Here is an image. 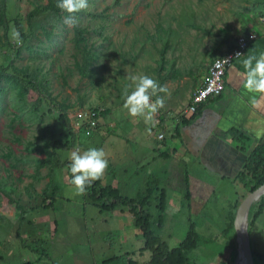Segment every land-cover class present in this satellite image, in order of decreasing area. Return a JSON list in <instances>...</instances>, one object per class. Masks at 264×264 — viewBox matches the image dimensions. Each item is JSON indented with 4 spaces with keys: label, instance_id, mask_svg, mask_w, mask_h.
Masks as SVG:
<instances>
[{
    "label": "rangeland",
    "instance_id": "obj_1",
    "mask_svg": "<svg viewBox=\"0 0 264 264\" xmlns=\"http://www.w3.org/2000/svg\"><path fill=\"white\" fill-rule=\"evenodd\" d=\"M243 0H121V3L116 5L114 0H88L89 8L94 13H106L109 18L105 22L106 30L103 36H108L109 40L104 44L101 50L105 53L103 62L105 69L101 70L102 82L101 85L92 86L88 84V80H81L78 73L69 74L68 85L65 83L62 74H68V68L73 67V31L68 25L57 30L58 34L52 41L46 36H42L43 41L35 40L33 44L36 50L47 48L49 55L40 54L38 59H30L31 53L21 42L17 44L14 39H11V45H16L14 51L6 52L3 45L0 43V69L6 67L9 61L14 65H23L24 63H32L34 65L44 64L46 72L50 73L54 81V92L57 96V101L44 100L42 106V115L45 118L46 124L54 125L61 116L60 104L64 101L72 106L69 112V118L74 123V114L80 109L99 108L103 110L116 111V115L120 117V112L123 113V104L126 99L125 90L130 94L134 90V85L129 87L131 81L128 79L130 75H148L155 79L161 86L177 93L175 96L183 102H191L195 93V89L201 85L202 77L206 75L209 65L213 61L218 50L215 48L220 44L223 38L222 32L225 30V25L235 26L238 21V16L235 14V6L241 5ZM10 18L14 19L21 16L22 19L27 18L28 14L40 4L47 3V0H8ZM94 3V4H92ZM228 3L230 7L226 4ZM235 7V9H234ZM260 10L258 9L257 12ZM85 20V19H84ZM86 23L90 24L93 29L95 23H89V18H86ZM96 22H100L97 20ZM25 29H28V23L24 22ZM12 26V24H11ZM230 26V27H231ZM99 30V29H97ZM3 32H1V35ZM103 36L98 33H92L91 40L97 42V45L102 44ZM169 50L166 54L167 63L165 71L159 74L158 67H163L164 51ZM21 54H18V50ZM12 56V58L9 57ZM203 67V69H202ZM201 69V72L198 71ZM11 72V70H7ZM196 75L195 88L187 89L188 84L192 81L190 73ZM180 76V80L175 82L174 79ZM161 76V77H160ZM162 79H167L166 81ZM174 82V83H173ZM178 85V88H177ZM39 94L32 91L28 96L30 107L38 99ZM12 98L9 94L8 101ZM153 100V98H152ZM12 100H10L11 102ZM189 106V105H188ZM187 106V107H188ZM125 111H127L125 109ZM190 115V114H189ZM12 116L0 112V180L9 175L8 169H11V164H17L15 159H7L4 156L5 151L14 148L17 154L21 153L22 145L13 143L14 136L22 137V141H37L41 142L38 137L40 134L41 124L37 122L27 121L29 118L24 115L21 123L16 122L15 131L10 130V119ZM128 126V125H127ZM126 126V127H127ZM125 128V127H124ZM77 132L85 130L84 128L75 129ZM97 140L101 137L95 136ZM86 139L82 133L80 140ZM110 140V138L108 139ZM106 138H103L102 144L104 147H110V143ZM123 145V143H122ZM76 149L81 151L82 147L78 145L64 152V159H70L71 154ZM27 152V151H25ZM83 152V151H81ZM39 154L35 151L33 156ZM16 169L11 170L12 181L23 180V183L18 184L20 198L23 205H27V215L30 219L34 217L37 210H30V207L39 206L42 200L39 201L36 197L31 198L24 191V187L30 182H33L32 176L35 172V162L33 160L25 163H18ZM68 169L60 172L64 180L60 181L62 198L60 203L62 212L61 219L63 224L59 227V233H70V230L78 229L79 221L82 220L86 230L89 232V239L78 236V233L69 235V240L65 242V246L79 245L81 240H96L98 235L93 234L90 219L98 218V210L90 209L85 204L82 195H76L74 187L65 179L70 178ZM47 174V170H43ZM10 181V183L12 182ZM69 181V180H68ZM48 180L37 185V189L42 191L46 187ZM249 189L245 196L251 191ZM18 193V192H17ZM219 196V200L211 203L207 208L209 218L197 217V230L202 237V243L199 248L190 254L189 258L196 264H236L237 258L234 251L228 250V240L224 236L228 213L227 208L235 197L234 188H227L226 192ZM244 198V197H243ZM261 201V200H260ZM259 201V202H260ZM84 202V203H83ZM210 209V210H209ZM181 210V209H180ZM16 213V207L11 204L9 199L1 195L0 197V248L1 255L5 253V262L3 264H24V250L22 240L17 237V229L19 224V215L15 217L11 223V218ZM175 213V212H174ZM172 210H169L168 216H172ZM178 217L175 219L176 226L164 231L161 235L163 239L173 247L177 246L184 238L188 229L187 212L182 210L177 212ZM67 218V220H65ZM203 218V220H202ZM65 220V221H64ZM67 221V222H66ZM89 222V223H88ZM172 232V233H170ZM96 234V235H95ZM61 235V234H60ZM66 235V234H64ZM171 236L173 239H171ZM79 239L77 240V238ZM252 237L253 251L257 253L258 264H264L259 258V255H264V215L259 220ZM83 238V239H82ZM231 238V236L229 237ZM234 245L238 247L237 241L232 237ZM73 243V244H72ZM1 244H3L1 246ZM16 248V263L8 257V252L11 251V246ZM18 248V250H17ZM28 256V255H27ZM9 258V259H8ZM66 263H73L74 258L71 254H65ZM2 263V262H1ZM121 263L127 264L126 259H122ZM120 263V264H121ZM55 264H58L57 262Z\"/></svg>",
    "mask_w": 264,
    "mask_h": 264
},
{
    "label": "crops",
    "instance_id": "obj_2",
    "mask_svg": "<svg viewBox=\"0 0 264 264\" xmlns=\"http://www.w3.org/2000/svg\"><path fill=\"white\" fill-rule=\"evenodd\" d=\"M243 1L241 5L235 6L237 11L234 7L235 14L238 16L235 26L230 25V27L226 24L224 27L222 41L215 47L218 50L216 56L219 58L224 56L233 47L237 38L247 34L246 32L255 33L257 38L246 56L237 61L228 72L227 89L222 97L202 106L198 117L189 123L186 122L193 114L183 112L192 99L191 102H183L175 96L177 93L172 89L169 91L170 96L159 93L160 96L166 97L165 106L155 114L153 123H145L142 117H130L124 108L123 113L120 112V117L116 115L118 112L105 109L98 128L92 135H86L88 137L85 136L86 139L78 143V147H82L81 151L90 148H102L105 151L108 167L101 178L102 185L118 188L124 196L130 198H137L147 190L150 184L156 182L167 190L170 201L164 214L165 223L161 233L176 226L177 223L175 224L173 218H177V212L180 213L182 210L187 212V217L191 213L193 217L209 218L207 208L211 206L213 200L218 202L220 197L217 195H223L227 188H234L235 197L231 199L232 202L227 207H230L227 218L234 202L238 199L243 200L250 189L243 180L238 178L248 159V153L239 148L232 131L238 129L251 137L250 141L253 142L251 149L259 143H264V94L249 93L243 87L242 75L245 71L242 61L247 56H259L264 52V23L260 20L264 16V0ZM226 4L230 7L228 3ZM258 9L259 12H257ZM152 98L153 101L156 99L155 96ZM177 125L180 129L179 134L175 131ZM95 136L101 137V140L95 139ZM103 138L107 140L110 138L109 148L102 144ZM32 179L33 182L25 186L24 191L29 196L32 195L31 198L36 197L39 201H43L44 192L53 178L43 179L41 182H37L39 180L34 177ZM45 180H48L46 187L39 191L37 185ZM62 180L64 178L60 173L54 178L56 190H59V193L52 209L37 210V208L34 209L35 207H30L32 211L39 212L30 219L38 224H47L48 231L42 230L22 236L24 244H40L44 241L48 255L42 257L40 254L33 253L30 248H24L23 262L65 264V254H71L74 258L73 263L69 261L68 264H120L122 259H126L127 264L148 262L149 254L142 252L145 246L144 237L135 226L132 213L123 210L102 212L90 201L86 193L82 195L85 204L90 209L92 207L98 210L97 220L90 219L93 234L96 233L98 238L92 241L81 240L78 246L66 247L65 242L69 240L68 236L71 232L78 233V236L87 239L90 237L82 220L79 221L78 229L70 230V233H59V227L64 219H61L59 213L62 211L59 208H61L60 205L65 206L60 201H66L62 198V194L60 195L61 190L58 187ZM68 180L65 179V182L71 184L70 178ZM186 183L189 185L191 194L188 207L183 204ZM170 209L172 213L175 212L172 216H168ZM150 211L155 217L158 216L153 207ZM16 216L17 211L13 215L14 218H11V223ZM176 243L179 244L178 241ZM170 247L173 248V245ZM10 250V252L7 251L8 257L16 263V248L12 245ZM1 257L0 248V264H3L5 260L2 262ZM119 258H121L120 261L107 263Z\"/></svg>",
    "mask_w": 264,
    "mask_h": 264
},
{
    "label": "trees",
    "instance_id": "obj_3",
    "mask_svg": "<svg viewBox=\"0 0 264 264\" xmlns=\"http://www.w3.org/2000/svg\"><path fill=\"white\" fill-rule=\"evenodd\" d=\"M114 1L116 5L121 3V0ZM90 9L91 8L88 7L74 14L77 20V25L72 27V44L74 51L72 57L74 63L71 69L68 68V74H62L67 85L69 74H73L74 70L78 73L81 80H88V84L92 86L96 87L101 85L100 83L102 82L103 77L101 75V70L105 69V63L103 62L105 53L101 49L104 48V44L109 40L108 36H103L106 30L105 22H107L109 16L104 12L100 14L94 13ZM9 14L8 0H0V43L3 45L1 48L6 50V52L16 49V45H11V31L13 28H16L21 33L23 45L27 46V49L31 53L30 59H38L40 54L49 55L47 48L40 47L39 50H36L33 41H43L42 36H46L48 40L52 41L63 31V27L67 26L65 24V17L69 15L57 8V0H47V3L40 4L32 10L25 19H22L21 16L12 19ZM86 18H89V23H95L94 29L90 24L86 23ZM97 20H100V22H96ZM23 21L28 23V29H25ZM61 26V32L58 33L57 30L61 28ZM98 31L100 35L103 36V42L100 45H97V42L91 40L92 33H98ZM1 32H3L2 35ZM246 33L249 34V32ZM168 50L169 47L164 51L165 55L163 57V62H161L163 63V67H158L159 74L166 69V54ZM21 52L22 51L19 49L18 54L20 55ZM9 57L12 58L11 55H9ZM212 58H214V61L219 57L212 56ZM8 69L11 70V72H8ZM198 72L200 73L201 69ZM197 74L193 72L190 73L192 81L188 84L187 89L190 87L195 88ZM180 78L181 77L177 75L174 81L176 80L175 82H178ZM163 80L166 81L167 79H162V83ZM32 91L39 94V97L30 107L27 98ZM9 94L12 95L10 99L12 100L11 102L10 100L8 101ZM56 98L54 81L50 73L48 71L46 72L44 64L34 65L28 62L19 67V65H14L9 61L6 67L0 69V112L12 116L10 119V130L12 132L16 130L14 125L16 122L21 123V127L24 126L22 124L24 115L29 117L25 120L41 124L40 134L38 136L41 139L40 143H37V141L24 142L22 141V137L14 136L13 143L23 146L21 153L17 154L15 149L10 147L4 153L5 158L8 160L14 158L17 164L33 160L36 168L34 174L31 176L39 180L37 182H41L43 179L53 178L49 183V187L44 192L43 201L37 206V210L42 208L49 210L54 207L58 198L57 194L59 193V190H56L57 187L55 186L56 182L54 178L65 169H68L70 180L72 176L70 172L71 159H64V152L78 145L82 133L86 136L85 130L77 132L74 129L73 122L69 118V112L73 108L67 101L60 104L62 113L58 119L59 121L54 125L45 123V118L42 115L44 100L49 99L57 101ZM201 108L202 106L191 118L188 120L185 119L187 120L186 123L197 118L201 112ZM102 115L103 113L101 116ZM179 130V125H177L175 129L176 133L179 134ZM232 134L239 148L248 153V159L238 178L243 180L245 185L250 187V191L253 192L264 184V143H259L251 149L253 142L250 141L251 137L246 133L235 129L232 131ZM37 150L39 154L31 158V155H34ZM17 164H11V169H8L9 175L7 178L3 177V179L0 180V197L1 195L6 196L10 203L14 204L16 207L17 216L19 215L16 235L22 240L23 250L24 248H30L33 253L40 254L42 257L44 255L47 256L48 253L44 241H41L40 244L23 243V235L42 230L48 231L49 226L47 224H38L28 218L27 210H25L27 209V205H23L18 189V184L22 183L23 180H20L21 177L17 179V181L10 180L11 170L16 169ZM45 169L48 171L47 175L43 173ZM10 181L12 182L10 183ZM33 186H35V184ZM185 187L183 204L188 207L190 205L191 194L187 183ZM85 193L90 201L97 205L102 212L123 210L132 213L135 226L142 232L144 237L145 246L142 252L149 254V260H147L148 262L145 264H196L192 262L189 256L200 247L202 237L197 230L196 220L191 213L187 219L189 225L187 232L177 246L171 248L166 239L162 238L161 229L165 223L164 214L168 208L170 198L167 190L161 187L157 182L150 184L147 190L137 198L126 197L122 194L120 189L110 185H102V179L92 182L91 185L86 188ZM240 202L241 200L238 199L232 205V209L227 216L226 228L223 233L228 240V250L234 251L236 257L238 256V247L234 245V241L231 238L234 237L232 230L233 219ZM151 207L158 213L157 217L150 211ZM263 215L264 197L260 202L254 204L251 209V235L254 234V230ZM230 236L231 238H229ZM169 237L172 239L171 236ZM254 253L258 264L257 253ZM259 258L263 261L264 255H259ZM4 260L5 253H3L1 257V261L4 262ZM115 260L120 261L121 258L107 261V263H114ZM24 264H40V262H24Z\"/></svg>",
    "mask_w": 264,
    "mask_h": 264
},
{
    "label": "clouds",
    "instance_id": "obj_4",
    "mask_svg": "<svg viewBox=\"0 0 264 264\" xmlns=\"http://www.w3.org/2000/svg\"><path fill=\"white\" fill-rule=\"evenodd\" d=\"M88 7V0H57V8L69 14L65 17V24L69 27L77 25L74 14ZM11 37L17 44L22 42L21 33L16 28L12 29ZM237 56L240 54L238 53ZM242 64L245 69L242 74L243 87L249 93L264 94V52L259 56H247ZM128 79L131 81L129 87L134 85V90L130 94L127 89L125 90L126 99L123 108L127 110L130 117H142L145 123H153L155 114L165 106L166 97L160 96L159 93L170 96L168 89L148 75H130ZM154 96L156 99L153 101ZM70 159L72 174L70 182L76 195L85 194L86 188L92 182L100 180L108 167L106 153L102 148H90L83 152L76 149L72 152Z\"/></svg>",
    "mask_w": 264,
    "mask_h": 264
},
{
    "label": "built area",
    "instance_id": "obj_5",
    "mask_svg": "<svg viewBox=\"0 0 264 264\" xmlns=\"http://www.w3.org/2000/svg\"><path fill=\"white\" fill-rule=\"evenodd\" d=\"M260 20L264 23V16ZM256 38L255 33L239 36L233 47L224 56L214 60L209 65L200 87L195 90L192 102L184 110V114H195L201 106L212 100L219 99L225 94L228 72L237 61L246 56ZM238 53L240 56H237ZM103 112L104 110L99 108H87L76 111L73 116L75 119L73 123L74 129L84 128L86 135L90 136L98 128Z\"/></svg>",
    "mask_w": 264,
    "mask_h": 264
},
{
    "label": "water",
    "instance_id": "obj_6",
    "mask_svg": "<svg viewBox=\"0 0 264 264\" xmlns=\"http://www.w3.org/2000/svg\"><path fill=\"white\" fill-rule=\"evenodd\" d=\"M264 197V184L257 190L249 193L241 200L233 219V235L239 248V256L236 264L242 255H245L247 264H257L252 245V235L250 233V213L254 204ZM245 218V223H244Z\"/></svg>",
    "mask_w": 264,
    "mask_h": 264
},
{
    "label": "bare ground",
    "instance_id": "obj_7",
    "mask_svg": "<svg viewBox=\"0 0 264 264\" xmlns=\"http://www.w3.org/2000/svg\"><path fill=\"white\" fill-rule=\"evenodd\" d=\"M244 223H245V218H244ZM238 264H247V260L245 255H242L240 258V261L238 262Z\"/></svg>",
    "mask_w": 264,
    "mask_h": 264
}]
</instances>
